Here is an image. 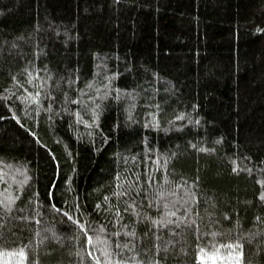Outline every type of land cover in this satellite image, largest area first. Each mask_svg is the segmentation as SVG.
<instances>
[{"label": "trees", "instance_id": "obj_1", "mask_svg": "<svg viewBox=\"0 0 264 264\" xmlns=\"http://www.w3.org/2000/svg\"><path fill=\"white\" fill-rule=\"evenodd\" d=\"M261 192L264 0H0V264H264Z\"/></svg>", "mask_w": 264, "mask_h": 264}, {"label": "snow or ice", "instance_id": "obj_2", "mask_svg": "<svg viewBox=\"0 0 264 264\" xmlns=\"http://www.w3.org/2000/svg\"><path fill=\"white\" fill-rule=\"evenodd\" d=\"M77 116L79 117V113H77ZM93 119L95 120V116L93 117ZM33 135H35V133H33ZM235 170V169H234ZM138 179V178H137ZM119 183V181H117ZM177 187H179V185H177ZM261 198H264V192L260 193ZM194 199V197H193ZM105 200H107V196H105ZM99 203V202H98ZM149 203H152V201H149ZM181 203H183V201H181ZM53 208H55V205H52ZM155 206V205H154ZM167 206V205H166ZM78 207V206H77ZM60 212H63L65 216L68 217L69 220H74L75 224L79 226L80 229H85V232H87V227L84 223H81L80 219L74 217L71 213L69 212H64L63 208L59 209ZM125 211H127V209H125ZM115 213L117 216L120 215V209L117 207L115 208ZM187 214V213H186ZM170 215H175V213H171ZM181 219H183V217H181ZM171 223H176V221H171ZM128 235H134L135 233H126ZM88 242L91 243L92 242V237L89 236L88 237ZM125 247H127V245H125ZM20 255L23 257L25 255V253L23 251L20 252ZM117 264H120L119 261H117Z\"/></svg>", "mask_w": 264, "mask_h": 264}, {"label": "rangeland", "instance_id": "obj_3", "mask_svg": "<svg viewBox=\"0 0 264 264\" xmlns=\"http://www.w3.org/2000/svg\"><path fill=\"white\" fill-rule=\"evenodd\" d=\"M202 261L214 262L216 264H238L237 256L234 254L201 253Z\"/></svg>", "mask_w": 264, "mask_h": 264}]
</instances>
